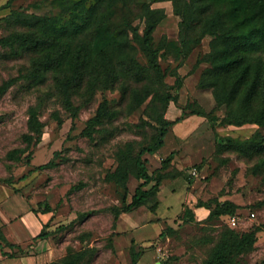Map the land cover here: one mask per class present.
<instances>
[{"label":"rangeland","instance_id":"374dc122","mask_svg":"<svg viewBox=\"0 0 264 264\" xmlns=\"http://www.w3.org/2000/svg\"><path fill=\"white\" fill-rule=\"evenodd\" d=\"M137 2L164 9L165 16L153 33L156 43L179 39L181 18L174 13L171 0ZM14 11L42 15L57 13L59 8L51 0H0V36L15 27L14 23L4 24V18ZM138 22L141 32L143 21L134 18L133 23ZM162 51L159 62L166 71L163 88L173 96L164 117L180 118L168 127L163 144L154 153L142 156L152 177L143 187L159 182L147 204L114 215L115 207L130 202L131 193L143 181L129 175L126 193L117 182L106 179V173L117 163L115 151L129 140L137 149L157 124L147 111L150 98L128 112L116 88L98 91L74 119L54 96L47 98L39 112L44 122L39 142L31 146L29 158L25 152L21 159L14 160L7 157V151L25 145L22 134L27 131V109L49 87L41 85L38 90L22 78L12 84L0 95V179L10 177L11 185L31 207L49 211L45 236L63 254L86 250L89 264H133V258L134 264H205L226 228L239 234L256 231L253 246L240 252L233 264H264V165L256 166L264 159V151L243 154L218 148L223 137L244 139L256 131L264 135V126L252 122L224 124L225 103H217L212 88L199 84L209 65L205 59L210 51L209 37L193 42L186 55L174 47ZM138 55L145 63L142 53ZM30 57L29 53H11L0 45V82L24 71ZM172 70L178 76L171 74ZM103 97L121 111L90 138L82 130ZM143 119L148 123L141 128L138 123ZM169 154L170 161L163 164ZM50 160L53 166L38 167ZM226 199L238 205L234 222L226 214L207 219L194 212L193 221L182 216L184 207L193 208L198 200L214 206L213 200Z\"/></svg>","mask_w":264,"mask_h":264},{"label":"trees","instance_id":"16d2710c","mask_svg":"<svg viewBox=\"0 0 264 264\" xmlns=\"http://www.w3.org/2000/svg\"><path fill=\"white\" fill-rule=\"evenodd\" d=\"M159 1V0H158ZM174 13L180 16L179 39L154 41V30L165 16L164 9L152 7L137 0H51L59 8L54 14H35L14 11L5 19V26L14 23L0 36V45L11 53H29V65L19 75L0 82V95L20 78L40 88L38 101L27 109V131L22 134L23 147L7 151L9 159L18 160L31 146L39 142L44 122L39 118L40 108L47 98L54 96L72 119L81 107L91 103L98 91L119 89L128 112L142 105L147 98V111L157 122L147 141L138 144L124 142L116 151L117 163L106 173V179L117 182L129 193V175L142 179L131 193L127 204L115 207L114 215L147 204L158 190L143 185L152 179L144 153H154L162 144L168 127L178 120H169L164 112L173 96L163 88L165 69L159 56L166 48L174 47L186 55L193 42L209 37L210 51L205 58L209 65L199 78V84L212 88L219 104L227 111L224 124L256 123L264 126V0H171ZM134 18L143 21L133 23ZM2 20L0 19V26ZM189 33H191L189 35ZM141 52L146 62L139 60ZM177 75L176 70L172 73ZM121 109L111 105L106 97L98 103L95 113L86 121L82 133L90 138L105 128ZM198 112V111H194ZM200 112V111H199ZM61 122L56 113H52ZM145 119L138 123L144 128ZM220 150H238L243 154L264 151V135L256 131L238 139L230 136L219 140ZM169 154L163 159L166 164ZM53 161L38 165L53 166ZM264 165V159L256 164ZM0 182L11 185L10 177ZM15 188V187H14ZM17 190V188H15ZM198 200L194 205L209 208L207 219L233 215L238 205L231 200ZM155 203L151 205L154 209ZM183 218L195 220L193 208L186 205ZM171 231V227L168 228ZM165 230L161 231L163 236ZM46 232L39 233L45 236ZM256 240V231L238 233L226 228L213 247L205 264H233L235 257L250 249ZM135 258L132 263L134 264ZM45 264H89L86 250L70 251ZM105 264V263H102ZM120 264V263H115Z\"/></svg>","mask_w":264,"mask_h":264},{"label":"crops","instance_id":"0c3cea01","mask_svg":"<svg viewBox=\"0 0 264 264\" xmlns=\"http://www.w3.org/2000/svg\"><path fill=\"white\" fill-rule=\"evenodd\" d=\"M14 187L0 182V264H45L62 256L49 236H39L49 230V211L31 207ZM194 212L204 218L209 208L195 205Z\"/></svg>","mask_w":264,"mask_h":264},{"label":"built area","instance_id":"2783aa9c","mask_svg":"<svg viewBox=\"0 0 264 264\" xmlns=\"http://www.w3.org/2000/svg\"><path fill=\"white\" fill-rule=\"evenodd\" d=\"M254 214H255L254 212H251V213H250L251 216H254ZM237 218H238L237 215H231V216H230V219H231V221H233V222L236 221Z\"/></svg>","mask_w":264,"mask_h":264}]
</instances>
